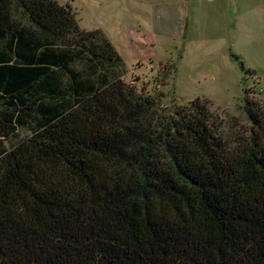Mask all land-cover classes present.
<instances>
[{
    "label": "trees",
    "instance_id": "obj_1",
    "mask_svg": "<svg viewBox=\"0 0 264 264\" xmlns=\"http://www.w3.org/2000/svg\"><path fill=\"white\" fill-rule=\"evenodd\" d=\"M125 73L69 4L0 0V264H264L262 112L231 147Z\"/></svg>",
    "mask_w": 264,
    "mask_h": 264
},
{
    "label": "rangeland",
    "instance_id": "obj_2",
    "mask_svg": "<svg viewBox=\"0 0 264 264\" xmlns=\"http://www.w3.org/2000/svg\"><path fill=\"white\" fill-rule=\"evenodd\" d=\"M56 1L81 29L105 34L128 83L163 108L204 103L231 147L249 138L246 104L264 115V0H187L163 11L158 3L180 0Z\"/></svg>",
    "mask_w": 264,
    "mask_h": 264
},
{
    "label": "crops",
    "instance_id": "obj_3",
    "mask_svg": "<svg viewBox=\"0 0 264 264\" xmlns=\"http://www.w3.org/2000/svg\"><path fill=\"white\" fill-rule=\"evenodd\" d=\"M184 3H187V0H180L178 1V5L176 6L175 2H173V4L171 2L168 3H158V10L159 11H163V10H174L176 9L178 6L181 9V6H183ZM153 7H156V4H153Z\"/></svg>",
    "mask_w": 264,
    "mask_h": 264
}]
</instances>
